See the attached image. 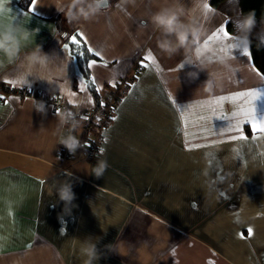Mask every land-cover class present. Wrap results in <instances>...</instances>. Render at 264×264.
Returning a JSON list of instances; mask_svg holds the SVG:
<instances>
[{"label":"crops","instance_id":"crops-1","mask_svg":"<svg viewBox=\"0 0 264 264\" xmlns=\"http://www.w3.org/2000/svg\"><path fill=\"white\" fill-rule=\"evenodd\" d=\"M107 1L89 20L67 22L54 0H37L32 13V0H0V8L10 10L7 17L33 32L30 46L40 45L55 64L67 63L69 82L68 94L59 90L64 81L49 85L30 78L27 85L13 86L15 70L0 65V264H83L78 249L86 238L97 246L96 264H264V134L252 139L245 125L248 140L230 142L238 133L208 131L227 126L209 121L213 107L229 116L247 107L244 99L210 101L264 92V80L252 70L260 71L251 55L234 53L238 59L229 61L232 70L222 86L203 90L208 73L221 67L218 44L231 42L213 33L224 26L233 34L237 1L215 8L206 0L210 11L193 8L205 35L192 52L181 49L173 56L159 50L163 37L150 22L170 0ZM181 2L193 7V0ZM77 32L99 58L91 55L80 64L70 46ZM197 48L203 49L206 67L196 62L182 68ZM148 52L156 65L141 67L116 105L98 159L89 163L81 148L61 156L58 112L51 106L36 112L34 95L48 93L93 108L96 88L101 92L113 84ZM87 60L98 62L87 70ZM91 77L96 83L80 91V79ZM255 106L257 119L264 117V95ZM85 122L80 121V132ZM99 161L108 167L96 178ZM63 183L71 184L75 196L69 208L57 196ZM121 241L120 254L107 247Z\"/></svg>","mask_w":264,"mask_h":264},{"label":"clouds","instance_id":"clouds-1","mask_svg":"<svg viewBox=\"0 0 264 264\" xmlns=\"http://www.w3.org/2000/svg\"><path fill=\"white\" fill-rule=\"evenodd\" d=\"M104 3L106 0H54L53 6L57 12L63 14L67 22H77L89 20L99 12ZM206 4V0H193V7L188 8L181 0H170L168 5L160 7L151 15L152 26L163 37L157 41V47L162 53L173 56L181 49H189L192 52V46L197 45L206 32L201 16L199 15V20L193 16V8L198 12L200 8L205 9L204 5ZM9 13L10 10L0 8V16H7ZM255 24L254 11L239 14L233 24L232 36L234 39L228 44L220 42L218 48L248 49L250 34ZM32 33L14 21L0 24V65L13 67L15 70L13 79L18 82V85H27L30 78L32 81H41L49 85L64 81L59 90L68 94L67 63L62 61L60 64H55L52 61V55L44 53L40 45L30 46L34 43ZM197 52L200 55H197ZM202 52L203 49L197 48L192 60H185L181 63V67H184V63L199 62L201 68H205L206 65L202 63L201 59ZM230 60L231 57L223 53L219 60L221 67L208 73V79L203 84L204 91L212 92L213 89L222 86L223 80L232 70ZM33 106L36 112L45 113L43 102L33 100ZM57 111L58 122L56 127L66 129L63 135L57 136V144L62 145L70 155H75L81 147L79 138L73 134L75 129L79 127V121L75 114L70 111ZM107 167L106 161H99L93 167L94 176L96 178L101 177ZM57 196L65 208H69L75 199L71 184H61L57 189ZM79 244L78 252L84 258L83 264H96L101 258L96 244L92 243L89 238L80 241ZM123 244L124 242L121 241L107 247L120 254Z\"/></svg>","mask_w":264,"mask_h":264},{"label":"snow or ice","instance_id":"snow-or-ice-1","mask_svg":"<svg viewBox=\"0 0 264 264\" xmlns=\"http://www.w3.org/2000/svg\"><path fill=\"white\" fill-rule=\"evenodd\" d=\"M231 3L232 0H229ZM37 3V0H32V4L29 6L28 12H31L35 9V5ZM205 10L210 11L211 9L208 8V5H204ZM8 19V23L12 22V19L7 16H0V24H3V20ZM220 34H223V37L228 40H233L234 37L230 35V33L227 31L226 27L221 26L217 29L216 32L213 33V37H219ZM212 39V37H209V40ZM71 43L75 44L77 47L80 46L81 43L87 44L86 37L82 32H77L75 35L71 37ZM205 45H207L208 41L204 42ZM64 47L67 49L68 45L65 44ZM221 52H223L225 55L230 56L231 58H237L234 53H238L239 57H250V51L248 49H240V48H229V49H220ZM95 55L96 57H100V53L98 51H95L91 46L87 47L86 53L81 52L80 55ZM197 55H200L199 52H197ZM97 60H87L86 68L87 70H91L95 64H97ZM156 65V59L152 55L151 52H148L147 55H145L141 62L140 66L142 68H150L152 66ZM256 74L261 78V80H264V73H261L257 69H252ZM89 82L91 84H95V78H82L79 81L80 85V91H84L88 88ZM11 84L13 86L18 85L17 81H11ZM112 87H116V84H111ZM100 88H96V92H99ZM71 95H76V92H72ZM264 95V92H260L257 90H249V91H241L234 93L232 95L228 96H220L215 97L212 101L209 103L211 105H223L225 102L235 103L238 100L244 99L245 106H239L237 110L233 111L231 115H224V114H217L215 107L212 108L213 115L210 116L208 119L210 122H213V120H223L227 121V126L222 128L220 131H215L214 128L208 129L209 132H211L213 135H220V134H227V133H238V135H232L230 137V142H234L237 140L246 141L248 140V136L245 133L244 126H247L248 131L252 134V139H256L258 137V134H264V117L257 119L256 116V101L260 99V97ZM89 103H94L91 97H89ZM103 101H101V107H103ZM84 119H88L87 116L83 117ZM99 120V117H97ZM115 119V117H113ZM234 121V122H233ZM100 151H103V149H100ZM234 151H236L234 149ZM239 154V153H237ZM211 155V154H210ZM248 237L250 238L253 235V229L249 227L247 229ZM241 238L243 239V233H241Z\"/></svg>","mask_w":264,"mask_h":264},{"label":"built area","instance_id":"built-area-1","mask_svg":"<svg viewBox=\"0 0 264 264\" xmlns=\"http://www.w3.org/2000/svg\"><path fill=\"white\" fill-rule=\"evenodd\" d=\"M140 69V63L137 62L113 82L116 84V87L110 85L103 88L101 90L99 103L93 108L70 104L62 97L48 93H36L34 97L37 102H43L45 106H51L55 111H70L75 114L76 119L79 121V127L75 129L73 134L79 138L81 142L80 148L83 150L88 162L92 164L98 159L101 152L100 149H102V143L105 139L104 130L112 119L116 105L125 94L129 84L139 74ZM101 101H103V107H101ZM85 116H87L88 119H84L83 117ZM97 117H99V120ZM81 120L89 121L84 138H82V132H80ZM65 131L66 129L63 128L61 135H63ZM58 153L61 156L69 155V152L59 144Z\"/></svg>","mask_w":264,"mask_h":264},{"label":"trees","instance_id":"trees-1","mask_svg":"<svg viewBox=\"0 0 264 264\" xmlns=\"http://www.w3.org/2000/svg\"><path fill=\"white\" fill-rule=\"evenodd\" d=\"M224 0H209L211 6L217 8L221 5ZM239 8V12L248 13L254 11L256 24L250 34V55L254 65L264 73V0H236ZM228 27L232 29L231 24H228ZM72 52L77 57L78 61L82 65L85 63V59L91 55H83L80 53H86V47L81 43L79 47L75 44L70 43ZM95 96L97 98V104L99 103L101 92L95 91ZM96 104V105H97ZM89 125V121H86L83 125L82 138L85 137L86 128Z\"/></svg>","mask_w":264,"mask_h":264},{"label":"water","instance_id":"water-1","mask_svg":"<svg viewBox=\"0 0 264 264\" xmlns=\"http://www.w3.org/2000/svg\"><path fill=\"white\" fill-rule=\"evenodd\" d=\"M108 3V1L106 0V3H104L102 6H106ZM70 41H71V38H70Z\"/></svg>","mask_w":264,"mask_h":264}]
</instances>
